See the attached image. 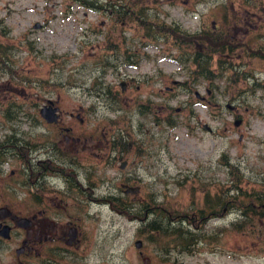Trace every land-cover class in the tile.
<instances>
[{"label":"rangeland","instance_id":"rangeland-1","mask_svg":"<svg viewBox=\"0 0 264 264\" xmlns=\"http://www.w3.org/2000/svg\"><path fill=\"white\" fill-rule=\"evenodd\" d=\"M85 1L95 7L80 0H0V143H39L45 134L63 141L68 128L74 137L93 136L85 148L77 146V175L95 182L96 200L87 206L97 240L118 236V246H127L115 264L137 263L134 242L155 230L147 224L160 225L155 215L134 217L146 204L186 215L179 224L200 231L195 258L178 250V264H264V217L246 219L231 205L200 227L189 219L206 195H221L234 180L246 193L264 191V89L251 92L256 82L264 84V57L252 53L264 48V0ZM115 4L138 20L147 14L186 33L221 30L235 47L213 57L212 68L220 59L225 74L189 90L179 34L153 31L152 38L131 15L122 21L111 14ZM230 66L241 76L237 83ZM47 100L60 111L53 126L39 113ZM0 153V206L37 209L23 161ZM121 183L140 190L111 209L102 199L122 196Z\"/></svg>","mask_w":264,"mask_h":264},{"label":"flooded vegetation","instance_id":"flooded-vegetation-1","mask_svg":"<svg viewBox=\"0 0 264 264\" xmlns=\"http://www.w3.org/2000/svg\"><path fill=\"white\" fill-rule=\"evenodd\" d=\"M42 120L52 126L59 121L48 123L43 118ZM71 130L72 128L65 130L63 141L45 134V139L39 143L34 140L19 143L15 138L0 143V152L18 155L23 161L31 204L38 205L37 209L29 212L17 207L0 206L6 210L0 212V264H115L116 257L122 261V250H126L127 246H118V236L103 237L98 241L92 228L91 219L95 214L87 206L89 202L96 200L92 175L85 182L78 180L77 167L80 165L77 146L83 144L82 148H85L93 136L74 137L70 134ZM121 184L122 196L111 194L109 198L102 199L111 209L121 201L126 203V198L130 195L124 192ZM159 209L161 208L152 204L142 205L134 217L140 219L142 214L141 220L146 221L149 214L160 215L156 213ZM228 209L224 207L222 212ZM116 211L130 217L126 209ZM190 218L193 224L197 220V227H200L206 216L194 214ZM147 231V236L144 235L146 238L134 242L137 259L135 264H178V240L175 233L164 230ZM195 232L200 231H189L192 236ZM146 243L150 247H146ZM200 243L198 240L191 246L189 253L193 259ZM147 248L150 249L149 252L146 251Z\"/></svg>","mask_w":264,"mask_h":264},{"label":"trees","instance_id":"trees-1","mask_svg":"<svg viewBox=\"0 0 264 264\" xmlns=\"http://www.w3.org/2000/svg\"><path fill=\"white\" fill-rule=\"evenodd\" d=\"M83 4H85L87 7H95L94 2L90 4V1L80 0ZM123 5H110L109 6V12L117 13L118 16H120L123 20H128L133 17L135 22H138L140 25H144L143 27L148 28L147 30H152L150 32L152 38H155L154 32L158 33V37L165 36L166 38L169 37V35H177L179 45L186 44L185 47H182L183 53L180 54V56H183L184 61L188 64V77L187 80L183 82V84L189 89L192 90L193 86L196 82L199 80H207L209 83H212L217 76H220L222 74H225L226 69L220 64V59L217 61V69L212 68L213 63V57L215 54H223V53H230L235 47L232 45L227 44V40L223 39L221 35L222 31L220 30V33L216 32L217 30H211L209 31H202V32H196V33H186L182 31L178 26H173L171 24H167L164 21H150L148 19L147 14L141 15L143 17L142 20H138L139 15H137L136 12L132 14L131 10L130 12H127L123 10ZM130 8V7H129ZM127 10V9H126ZM131 15V17H129ZM153 24V26L151 25ZM151 25V26H148ZM150 36V35H149ZM180 39V40H179ZM230 46V47H228ZM181 48V47H180ZM249 49V47H247ZM251 50V49H250ZM259 55L260 57H264V48L258 47L256 51H253V54ZM233 70L232 76L234 77L235 83L241 80V76L230 66V68L227 69V71ZM231 77V76H230ZM232 78V77H231ZM242 79H246L244 76ZM256 88H263L264 84H261L259 82H256L252 88V94L256 92ZM251 89V88H250ZM11 118V117H8ZM169 124H172L171 122ZM3 156L0 153V157ZM226 166L232 167V164L229 162H226ZM263 186H264V180ZM229 188L226 189L225 192L221 191V195H217L215 197H209L206 195V204L202 208H198L192 215L197 214L198 216H206V218L216 216L217 214L222 213V210L224 207L230 208L231 205H236L240 208V213L242 217H246V219L253 218V214H256V216H259L261 219L264 217V191H258L256 193H246V191H243L241 186H239L238 181L234 180ZM230 190L233 191V194L230 195ZM253 191V190H252ZM209 198V200H208ZM158 217L155 220H160L161 222H165L166 225H152L151 224L148 227H151L152 229H159L164 231H171L172 233H175L177 236V247L178 250L181 252H190L191 246L197 242L198 240H201L202 238L198 237L197 235H190L189 232H187V228L179 224L180 218L186 217V215H175L173 216L170 213H165L162 210H156ZM191 217V215H190ZM189 217V219H191ZM170 222V223H169ZM172 222L176 224H172ZM194 221V223H196Z\"/></svg>","mask_w":264,"mask_h":264},{"label":"water","instance_id":"water-1","mask_svg":"<svg viewBox=\"0 0 264 264\" xmlns=\"http://www.w3.org/2000/svg\"><path fill=\"white\" fill-rule=\"evenodd\" d=\"M38 26L39 25L36 24L34 27H38ZM121 87L122 89H124V83H121ZM58 111H59V107L54 106L53 101L51 100H47V103L42 105L39 109L41 118L46 120L48 123H56L59 120L60 113ZM236 124H238V122H236ZM125 164L126 163L123 162L120 165V168H124ZM121 188L124 190L126 194H130L133 196L136 195L140 190L139 185H130L126 183L121 184ZM4 211H6L5 208L1 207L0 212H4Z\"/></svg>","mask_w":264,"mask_h":264}]
</instances>
